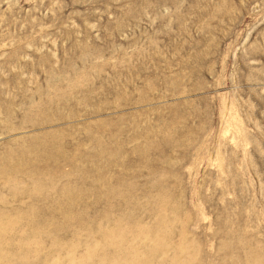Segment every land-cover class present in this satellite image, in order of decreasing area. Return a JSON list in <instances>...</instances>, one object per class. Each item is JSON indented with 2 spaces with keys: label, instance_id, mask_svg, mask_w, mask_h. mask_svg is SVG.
Listing matches in <instances>:
<instances>
[{
  "label": "rangeland",
  "instance_id": "obj_1",
  "mask_svg": "<svg viewBox=\"0 0 264 264\" xmlns=\"http://www.w3.org/2000/svg\"><path fill=\"white\" fill-rule=\"evenodd\" d=\"M0 264H264V0H0Z\"/></svg>",
  "mask_w": 264,
  "mask_h": 264
}]
</instances>
